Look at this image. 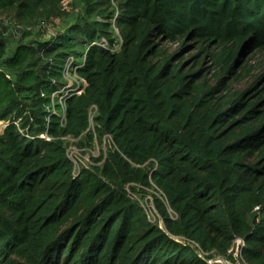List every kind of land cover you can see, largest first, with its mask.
<instances>
[{"label": "trees", "instance_id": "obj_1", "mask_svg": "<svg viewBox=\"0 0 264 264\" xmlns=\"http://www.w3.org/2000/svg\"><path fill=\"white\" fill-rule=\"evenodd\" d=\"M63 1L0 0V264H219L238 238L264 264V74L232 85L264 50V0H85L10 50L9 24L49 25ZM70 56L80 95L61 94ZM67 138L112 147L77 171ZM149 190L162 225L130 197Z\"/></svg>", "mask_w": 264, "mask_h": 264}, {"label": "rangeland", "instance_id": "obj_2", "mask_svg": "<svg viewBox=\"0 0 264 264\" xmlns=\"http://www.w3.org/2000/svg\"><path fill=\"white\" fill-rule=\"evenodd\" d=\"M64 1H67V7H64ZM60 6L57 7V10L51 13V18L47 20L48 24L51 27L44 28L39 26L40 20H25L22 19L19 22H14L13 24H9L7 38H8V45L10 50L14 48L19 41L22 39L24 35H28V41H35L39 40L42 42H48L52 39L57 38L61 32L68 31L72 26L81 22L85 17V0H64ZM33 24V25H29ZM114 25V23H113ZM2 27V25H0ZM114 32L116 33L115 37L119 38V31L113 27ZM29 33V34H27ZM120 41V39H119ZM121 44L117 46V50H119ZM179 45H170L169 49L170 52H177L179 50ZM80 54H85L87 52V47L80 46L76 48ZM182 57V61H184L187 67H193L194 63L192 57L197 54V50L192 48L190 51L185 52H178ZM71 57V58H70ZM69 59H66L64 67H68L67 72L65 73L64 84L66 86H71V89H83L87 86L85 81L82 80L76 68L72 69L73 56H70ZM76 61V60H74ZM75 63V62H74ZM83 61L81 58L77 60L76 65H82ZM246 66V72L243 76V79L239 80L238 82H234L233 90L243 89L253 80L260 79L264 74V50H256V51H247L244 58L242 59L241 66ZM205 71L209 70L208 78L213 79L214 71L210 70L211 63L208 60L204 62ZM211 85H213L211 83ZM261 87L264 86V79L260 85ZM69 89V88H68ZM59 105L64 108L65 105ZM56 106L52 107V111L55 110ZM48 110H50L48 108ZM58 115H61L64 118V113L62 110H56ZM95 111L91 114V129L95 131ZM5 124L0 122V133L4 129ZM67 146V154L71 161L74 163L77 171L83 168H97L101 164L96 163L95 160L100 159L102 153L106 155V152L112 147V142L110 138H106L103 140L102 144H100L99 140L96 139L94 145L90 146L85 139L82 140H72V139H64ZM82 141V142H81ZM83 144V145H82ZM155 192L152 190L149 191H142L139 194L131 195L132 199L136 200L148 213L150 219L153 223H162L160 222L159 216L155 210L153 197ZM258 212L254 213L252 216L251 222L253 223L254 218L258 215ZM259 222V218L257 219ZM229 256V255H228ZM215 260L217 261H224L230 264H245L243 261L233 260L230 257L223 258L221 256H216Z\"/></svg>", "mask_w": 264, "mask_h": 264}, {"label": "built area", "instance_id": "obj_3", "mask_svg": "<svg viewBox=\"0 0 264 264\" xmlns=\"http://www.w3.org/2000/svg\"><path fill=\"white\" fill-rule=\"evenodd\" d=\"M64 7L66 8L67 7V1H65V3L63 4ZM48 27H51L50 25H46L44 26V28H48ZM121 42V40H120ZM122 44V43H120ZM101 46H105V44H100ZM67 69L68 67H66L65 71L67 72ZM86 83V82H85ZM69 88V89H68ZM83 91H80V89H71V86H66L64 87L62 90H61V94H69V93H72L74 95H80ZM55 97V95H54ZM65 119V115H64V118ZM42 138H46L47 140H50L47 136H43ZM69 157V156H68ZM76 168V167H75ZM259 208H256L255 211H258ZM246 244H245V241L243 239H236L234 240V242L232 243L229 251H228V255L231 259L233 260H237V261H243L242 259V253H243V249L245 248ZM212 262H215V263H219V264H230V263H226L224 261H211ZM244 262V261H243Z\"/></svg>", "mask_w": 264, "mask_h": 264}]
</instances>
